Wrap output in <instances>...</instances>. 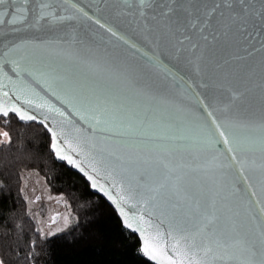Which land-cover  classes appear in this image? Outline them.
<instances>
[{
  "label": "water",
  "instance_id": "95a60500",
  "mask_svg": "<svg viewBox=\"0 0 264 264\" xmlns=\"http://www.w3.org/2000/svg\"><path fill=\"white\" fill-rule=\"evenodd\" d=\"M48 2L57 16L65 18L63 21L36 23L31 11L36 0H29L26 6L29 14L24 23L10 25L7 23L9 16L0 24V65L6 60L9 63L19 60L34 72V76L25 74L22 77L23 86L28 91L22 94L21 100L13 95L18 89L9 85L3 89L9 92L8 97L0 91V105L15 104L28 114H36L39 119L49 116L45 123L57 132L58 150L61 155L71 157L75 165L69 164L67 159H60L52 150V133L43 123L21 120L9 112L22 124L42 127L50 136L54 160L65 162L83 177L91 192L106 201L123 226L122 212L131 220L133 215H139L140 210L130 206L131 202L120 201L118 188L112 186V178L106 172L98 174L93 169L91 157L87 150L78 146L75 132V129L85 132L86 123L71 110V104L61 103L60 99L44 90L47 86L44 80L53 83L62 98L64 92L57 85H71L72 94L78 98L102 92L116 102L147 106L158 118L179 126L177 134L183 135L184 139L162 143L175 160L198 169L191 172L188 179L198 183L208 197L215 200L222 223L229 228L234 226L240 235L258 246L259 234L264 230V217L259 213V208L264 207V50H259L264 36L254 32L255 39L252 40L230 36L227 43L222 40L205 45L199 33L186 32L184 35L191 39L181 45L177 43L181 34L175 31L169 19L151 12L140 16L134 6L135 0H129L132 7L124 0ZM94 21L111 28L117 35L113 36ZM192 43L200 47L191 50ZM249 52L253 54L248 55ZM5 71L14 81L17 79L8 67ZM41 73L44 77L37 82ZM4 83L8 84L7 78ZM234 94L236 98L232 99ZM25 99L35 104L47 101L48 105L60 109L64 117L49 112L47 105L42 109L31 108L22 103ZM204 107L213 113L216 120L233 126L236 134L244 140L241 151L236 153L243 162L242 167L239 163L231 168L223 167L230 161L231 154L227 153L222 142L216 144L206 135L212 118L204 112ZM87 134L91 135L90 132ZM104 135L110 149H119L126 155L134 157L147 151L143 146L117 143L123 138ZM97 140L98 144H104L99 137ZM93 181L96 188L92 186ZM105 192L117 200L119 207L108 199ZM59 219L60 215L54 214L50 224H56ZM124 228L136 235L142 248L144 241L140 233ZM147 238L151 241L150 235Z\"/></svg>",
  "mask_w": 264,
  "mask_h": 264
},
{
  "label": "snow or ice",
  "instance_id": "6c2138e0",
  "mask_svg": "<svg viewBox=\"0 0 264 264\" xmlns=\"http://www.w3.org/2000/svg\"><path fill=\"white\" fill-rule=\"evenodd\" d=\"M124 2L129 7L133 6L129 0ZM28 4L29 0H0V24L9 16L11 18L7 23L10 25L24 23L29 14V8L26 7ZM134 6L140 16L151 12L169 19L175 31L181 34L177 40L181 45L191 39L184 35L186 32L199 33L205 45L222 40L227 43L230 36H242L245 40H252L255 39L254 32L264 36V0H135ZM31 11L36 23H55L65 19L52 11L48 0H36ZM76 11L87 15L81 9ZM94 22L99 24L98 21ZM99 26L113 36L117 35L104 24ZM124 43L128 44V41L124 40ZM129 46L140 52L135 45ZM198 47L199 44H191V50ZM259 50H264V40L261 41ZM6 67L17 78L15 81L5 71ZM0 74V91L3 96H9V92L3 89L11 85L18 89V92H13L17 100H21L22 94L28 91L23 86L22 77L25 74L34 76L33 70L24 67L19 60H12L10 63L6 60L0 65ZM43 77L44 73H41L37 82ZM5 78L8 84L4 83ZM44 84L47 85L44 89L46 92L56 96L61 103L71 104V110L79 114L80 120L86 123L85 132L82 133L80 129H75V132L78 146L81 150H87L91 157L93 169L98 174L106 172L112 178V186L118 188L120 201L131 202L130 206L140 210L139 215H133L131 220L123 212L121 214L124 216V226L140 233V238L144 241L140 252L145 257L154 264H264V230L259 234L257 246L254 241L240 235L234 226H225L222 217L218 215L215 200L210 199L198 183L188 179L189 174L198 169L175 160L162 143L170 139H184L183 135L177 134L178 125L158 118L147 106L116 102L113 97L102 92H93L78 98L72 94L71 85H57L64 92L62 98L53 83L45 79ZM235 98L236 94L232 99ZM22 103H27L34 109H42L47 105L49 112L64 117L60 109L48 105L47 101L35 104L32 100L25 99ZM201 104L204 102L201 101ZM203 110L212 118L206 131L209 140L216 144L222 142L227 153L231 154L230 161L223 167L231 168L235 163L242 167L243 162L236 153L241 151L244 140L236 134L233 126L216 120L207 107ZM9 112L15 113L21 120H39L43 123L52 133V150L60 159H67L69 164H76L71 157L61 155L58 150L57 132L45 123L49 116L44 115L43 119H39L36 114H28L15 104L0 105V115L7 117ZM174 128L176 132L173 131ZM89 132L91 135L87 134ZM104 134L112 138H123L117 141L119 144L143 146L147 151L137 153L133 157L119 149H110ZM97 137L99 141H104L103 145L98 144ZM10 142L8 133L0 132V144ZM89 179L92 177L89 176ZM92 186L96 188L95 181ZM104 194L119 207L111 194ZM259 213L264 217V207L259 208ZM148 235L151 241L147 238ZM0 264H3V261H0Z\"/></svg>",
  "mask_w": 264,
  "mask_h": 264
},
{
  "label": "trees",
  "instance_id": "16d2710c",
  "mask_svg": "<svg viewBox=\"0 0 264 264\" xmlns=\"http://www.w3.org/2000/svg\"><path fill=\"white\" fill-rule=\"evenodd\" d=\"M0 131L11 142L0 145V261L3 264H153L113 209L70 166L57 163L48 133L9 115ZM35 171L50 192L64 198L74 224L52 237L41 236L23 195L24 172Z\"/></svg>",
  "mask_w": 264,
  "mask_h": 264
},
{
  "label": "rangeland",
  "instance_id": "374dc122",
  "mask_svg": "<svg viewBox=\"0 0 264 264\" xmlns=\"http://www.w3.org/2000/svg\"><path fill=\"white\" fill-rule=\"evenodd\" d=\"M21 188L29 211V218L32 222L36 220L41 236H55L74 224L75 217L68 202L59 195L51 193L44 179L37 172H24ZM39 195L40 199L36 200ZM46 198L49 202L45 203ZM54 213L59 214L60 219L56 224L51 225V217ZM50 233H54V235Z\"/></svg>",
  "mask_w": 264,
  "mask_h": 264
},
{
  "label": "flooded vegetation",
  "instance_id": "af4514ba",
  "mask_svg": "<svg viewBox=\"0 0 264 264\" xmlns=\"http://www.w3.org/2000/svg\"><path fill=\"white\" fill-rule=\"evenodd\" d=\"M38 199H40V195L37 196L36 200H38ZM36 200H35V201H36ZM46 201L49 202V200H48L47 198H46V200H45V203H46ZM61 205H62V204H61ZM54 214H55V213H54Z\"/></svg>",
  "mask_w": 264,
  "mask_h": 264
}]
</instances>
